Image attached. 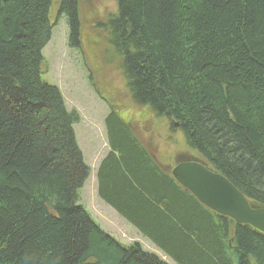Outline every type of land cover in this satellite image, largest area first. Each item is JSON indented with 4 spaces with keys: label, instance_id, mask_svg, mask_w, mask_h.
<instances>
[{
    "label": "trees",
    "instance_id": "1",
    "mask_svg": "<svg viewBox=\"0 0 264 264\" xmlns=\"http://www.w3.org/2000/svg\"><path fill=\"white\" fill-rule=\"evenodd\" d=\"M53 2L0 0V264H169L78 204L90 174L80 117L42 77ZM116 2L102 27L134 101L178 123L193 158L264 207V0ZM80 3L59 6L73 48ZM134 123L114 107L106 117L98 196L176 264H264V233L201 203Z\"/></svg>",
    "mask_w": 264,
    "mask_h": 264
},
{
    "label": "rangeland",
    "instance_id": "2",
    "mask_svg": "<svg viewBox=\"0 0 264 264\" xmlns=\"http://www.w3.org/2000/svg\"><path fill=\"white\" fill-rule=\"evenodd\" d=\"M59 6L60 0H54L50 9L51 22L55 25L50 41L43 49L42 77L59 88L67 109L75 110L80 117L74 130L90 174L79 190L78 204L124 246L139 243L144 250L169 264H176L98 196L97 170L110 150L106 117L114 107L123 118L132 119L140 139L169 169L175 166L178 155L179 160L180 155L193 158V151L177 123L172 126L168 118L159 117L149 107L134 101L121 69L120 57L110 48L108 30L102 27L109 16L116 14V0H81L82 35L78 48L69 45L67 17L59 13Z\"/></svg>",
    "mask_w": 264,
    "mask_h": 264
},
{
    "label": "water",
    "instance_id": "3",
    "mask_svg": "<svg viewBox=\"0 0 264 264\" xmlns=\"http://www.w3.org/2000/svg\"><path fill=\"white\" fill-rule=\"evenodd\" d=\"M172 175L208 208L232 218L238 224H249L264 233V207L250 204L222 174L196 158H183L172 169Z\"/></svg>",
    "mask_w": 264,
    "mask_h": 264
},
{
    "label": "flooded vegetation",
    "instance_id": "4",
    "mask_svg": "<svg viewBox=\"0 0 264 264\" xmlns=\"http://www.w3.org/2000/svg\"><path fill=\"white\" fill-rule=\"evenodd\" d=\"M180 159L182 160L183 159V157L180 155Z\"/></svg>",
    "mask_w": 264,
    "mask_h": 264
}]
</instances>
